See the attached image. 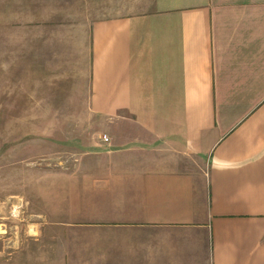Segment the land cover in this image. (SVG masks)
<instances>
[{"label":"crops","instance_id":"crops-1","mask_svg":"<svg viewBox=\"0 0 264 264\" xmlns=\"http://www.w3.org/2000/svg\"><path fill=\"white\" fill-rule=\"evenodd\" d=\"M88 51L62 264H264V0H154Z\"/></svg>","mask_w":264,"mask_h":264},{"label":"rangeland","instance_id":"rangeland-1","mask_svg":"<svg viewBox=\"0 0 264 264\" xmlns=\"http://www.w3.org/2000/svg\"><path fill=\"white\" fill-rule=\"evenodd\" d=\"M153 3L0 0V264L65 260L69 226L52 213L54 182L68 180L75 164L69 137L101 133L78 107L91 24Z\"/></svg>","mask_w":264,"mask_h":264},{"label":"built area","instance_id":"built-area-1","mask_svg":"<svg viewBox=\"0 0 264 264\" xmlns=\"http://www.w3.org/2000/svg\"><path fill=\"white\" fill-rule=\"evenodd\" d=\"M102 140L104 141V142H108L109 141V137H108V135L107 134H102Z\"/></svg>","mask_w":264,"mask_h":264}]
</instances>
